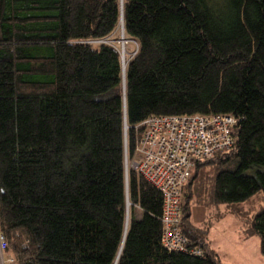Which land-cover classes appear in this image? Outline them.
I'll list each match as a JSON object with an SVG mask.
<instances>
[{
  "label": "trees",
  "instance_id": "trees-1",
  "mask_svg": "<svg viewBox=\"0 0 264 264\" xmlns=\"http://www.w3.org/2000/svg\"><path fill=\"white\" fill-rule=\"evenodd\" d=\"M122 1L125 84L119 50L94 42ZM122 1L0 0L7 264H222L209 232L228 214L264 255V0ZM195 113L238 118L234 146L187 181L182 230L202 256L163 244V195L126 169L144 119Z\"/></svg>",
  "mask_w": 264,
  "mask_h": 264
},
{
  "label": "built area",
  "instance_id": "built-area-1",
  "mask_svg": "<svg viewBox=\"0 0 264 264\" xmlns=\"http://www.w3.org/2000/svg\"><path fill=\"white\" fill-rule=\"evenodd\" d=\"M122 1V0H121ZM123 3V2H122ZM124 29V21H120ZM94 42H107L97 40ZM238 118L233 114H173L151 115L139 126L133 156L126 158L129 167L154 184L163 195V244L172 250L203 255L199 246H191L182 230L184 198L187 181L199 160L231 149L235 144L234 126ZM2 251L4 235L0 232ZM11 263V258H5Z\"/></svg>",
  "mask_w": 264,
  "mask_h": 264
},
{
  "label": "rangeland",
  "instance_id": "rangeland-1",
  "mask_svg": "<svg viewBox=\"0 0 264 264\" xmlns=\"http://www.w3.org/2000/svg\"><path fill=\"white\" fill-rule=\"evenodd\" d=\"M125 33L122 29L121 22L116 28V31L109 38L110 44L115 46L120 52L123 61L127 62L137 52V42L133 39L124 38ZM124 62V64H125ZM263 195L261 191L259 193ZM254 202V206L261 204V197ZM128 207V210L130 208ZM264 206V202L261 207ZM247 208V206H246ZM222 209V207H221ZM195 219L200 222L201 217ZM243 227L240 219H237L232 214H228L213 225L209 232V239L212 241V246L220 255L222 264H264V255L260 251V243L258 236L244 237L242 233ZM0 264H7L0 245Z\"/></svg>",
  "mask_w": 264,
  "mask_h": 264
},
{
  "label": "crops",
  "instance_id": "crops-1",
  "mask_svg": "<svg viewBox=\"0 0 264 264\" xmlns=\"http://www.w3.org/2000/svg\"><path fill=\"white\" fill-rule=\"evenodd\" d=\"M195 214H197V217H201V221H203L206 217V209L202 206H195L193 207V221L196 222V223H200L198 222L196 219H195ZM226 217V216H225ZM210 240V239H209ZM210 244L212 246V241L210 240ZM213 247V246H212ZM214 248V247H213ZM215 249V248H214ZM216 250V249H215Z\"/></svg>",
  "mask_w": 264,
  "mask_h": 264
},
{
  "label": "water",
  "instance_id": "water-1",
  "mask_svg": "<svg viewBox=\"0 0 264 264\" xmlns=\"http://www.w3.org/2000/svg\"><path fill=\"white\" fill-rule=\"evenodd\" d=\"M123 2V1H122ZM121 20L123 21L124 20V17H123V3H122V16H121ZM125 38V37H124ZM122 59V64H123V80H124V84H125V68H126V65L124 64V61H123V57H121ZM127 127V126H126ZM130 202L127 201V218H128V204Z\"/></svg>",
  "mask_w": 264,
  "mask_h": 264
},
{
  "label": "bare ground",
  "instance_id": "bare-ground-1",
  "mask_svg": "<svg viewBox=\"0 0 264 264\" xmlns=\"http://www.w3.org/2000/svg\"><path fill=\"white\" fill-rule=\"evenodd\" d=\"M125 62V61H124ZM127 63L125 62V65H126ZM130 204V203H129ZM129 204H128V207H129ZM129 211V210H128ZM129 214V213H128Z\"/></svg>",
  "mask_w": 264,
  "mask_h": 264
}]
</instances>
